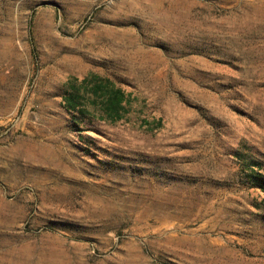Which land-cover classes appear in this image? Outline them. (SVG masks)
Returning a JSON list of instances; mask_svg holds the SVG:
<instances>
[{"label":"rangeland","instance_id":"obj_1","mask_svg":"<svg viewBox=\"0 0 264 264\" xmlns=\"http://www.w3.org/2000/svg\"><path fill=\"white\" fill-rule=\"evenodd\" d=\"M254 171L264 0H0V264H264Z\"/></svg>","mask_w":264,"mask_h":264},{"label":"trees","instance_id":"obj_2","mask_svg":"<svg viewBox=\"0 0 264 264\" xmlns=\"http://www.w3.org/2000/svg\"><path fill=\"white\" fill-rule=\"evenodd\" d=\"M96 90L98 88H102V85L96 84L95 85ZM98 92V91H95ZM103 96L106 97V102L108 104V115L111 119H118L122 116L121 109L124 108L123 101L124 99V91L120 87H115L109 89L105 94L103 93ZM66 109L68 112L75 114L78 118H82L83 121L85 120V117L87 114L82 111L80 107V102L76 99L75 95H70L66 97ZM73 122L79 126V120H73ZM244 161H250L247 158H244ZM249 182L252 184L253 187H256L258 189H261L264 191V174L259 171H254L248 173ZM54 228V227H51Z\"/></svg>","mask_w":264,"mask_h":264}]
</instances>
